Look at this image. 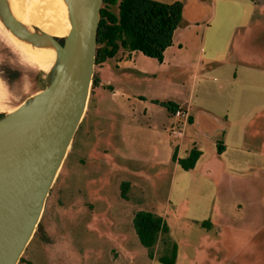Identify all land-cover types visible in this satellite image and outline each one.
<instances>
[{
  "label": "rangeland",
  "instance_id": "1",
  "mask_svg": "<svg viewBox=\"0 0 264 264\" xmlns=\"http://www.w3.org/2000/svg\"><path fill=\"white\" fill-rule=\"evenodd\" d=\"M257 10L264 15V3ZM261 41L264 38L256 43L259 50L264 49ZM252 56L264 66L263 55ZM6 68L19 72L15 82L4 79ZM38 69L0 33V113L15 109L43 88ZM97 69L100 66L95 75ZM157 74L139 87L133 85L130 96L141 91L166 96L175 81L192 83L183 73L176 78L158 68ZM206 79L218 81L215 75ZM95 93L92 86L88 110L47 200L40 232L19 264H162L159 257L167 254L164 240L152 258L140 243L133 219L129 227L128 214L136 208L163 217L177 247L175 264H264V115L246 141L251 151L247 164L234 166L229 159L215 164L207 149L200 164L190 171L178 167L173 179L169 167L158 174L154 151L145 145L155 143L157 135L142 128L143 107H138L135 120L122 117L118 97L114 101L102 90L96 108ZM121 178L136 184L131 194L144 198L142 202L121 199Z\"/></svg>",
  "mask_w": 264,
  "mask_h": 264
},
{
  "label": "crops",
  "instance_id": "2",
  "mask_svg": "<svg viewBox=\"0 0 264 264\" xmlns=\"http://www.w3.org/2000/svg\"><path fill=\"white\" fill-rule=\"evenodd\" d=\"M153 1L163 4L180 1L184 5L182 23L173 34L171 46L164 52L162 61L122 49L114 58L99 64L94 107H100L97 93L102 90H108L112 100L118 97L122 117L135 120L138 107H143L146 121L142 128L157 135L155 143L145 145L154 151L152 159L160 168L158 174L169 167V174L175 179L180 167L178 160L186 159L193 149L202 153L196 166L202 162L207 149L215 164H221L223 159H229L234 166L247 164L251 151L246 141L258 117L264 115V66L252 58L257 54L264 57V49L256 47L257 41L264 38V15L257 10V5L264 0ZM158 68L176 78L182 73L188 75L192 83L175 81V88L166 96H147L144 91L130 96L129 89L156 78ZM209 75H215L218 81H207ZM167 102L180 107L188 118L173 117L161 104ZM177 122L182 130L179 138L172 135ZM124 182L129 180H119L121 199ZM134 189L136 184L129 183L128 199L123 201H143L144 198L131 194ZM137 209L128 214L129 227L132 219L134 226ZM149 212L158 214L154 210Z\"/></svg>",
  "mask_w": 264,
  "mask_h": 264
},
{
  "label": "water",
  "instance_id": "3",
  "mask_svg": "<svg viewBox=\"0 0 264 264\" xmlns=\"http://www.w3.org/2000/svg\"><path fill=\"white\" fill-rule=\"evenodd\" d=\"M71 29L54 37L0 0V26L50 59L43 88L0 117V264H19L88 110L104 0H60ZM59 39H64L61 44Z\"/></svg>",
  "mask_w": 264,
  "mask_h": 264
},
{
  "label": "trees",
  "instance_id": "4",
  "mask_svg": "<svg viewBox=\"0 0 264 264\" xmlns=\"http://www.w3.org/2000/svg\"><path fill=\"white\" fill-rule=\"evenodd\" d=\"M115 7L117 12L113 10ZM183 9L184 5L180 1L163 4L153 0H104L96 65L114 58L122 49L141 52L149 58L162 61L164 52L172 44L175 30L182 23ZM59 42L63 44L64 39H59ZM18 78V72H10L11 82ZM98 85L99 79L94 75L93 88ZM161 104L171 114L178 109L171 102ZM222 150L220 147L219 152ZM201 155V151L193 149L186 159H180L178 163L184 171L193 170ZM121 188L122 197L127 200L129 183H122ZM134 228L140 243L149 251L150 257L154 258V250L163 239L169 256L167 254L160 256L159 262L176 263L177 247L169 238V229L163 217L153 212L139 211L134 216ZM39 232L40 226L37 233Z\"/></svg>",
  "mask_w": 264,
  "mask_h": 264
},
{
  "label": "bare ground",
  "instance_id": "5",
  "mask_svg": "<svg viewBox=\"0 0 264 264\" xmlns=\"http://www.w3.org/2000/svg\"><path fill=\"white\" fill-rule=\"evenodd\" d=\"M14 10L22 23L36 26L54 37L64 38L70 33L67 12L60 0H14ZM0 33L24 61L30 65H37L39 69L49 67L51 62L46 54L19 43L1 26Z\"/></svg>",
  "mask_w": 264,
  "mask_h": 264
},
{
  "label": "built area",
  "instance_id": "6",
  "mask_svg": "<svg viewBox=\"0 0 264 264\" xmlns=\"http://www.w3.org/2000/svg\"><path fill=\"white\" fill-rule=\"evenodd\" d=\"M173 117H176L177 119H187L188 115L185 113L180 107L176 110L175 113H172ZM172 135L174 137L179 138L182 136V130H181V125L180 122H177V124L174 125L173 130H172Z\"/></svg>",
  "mask_w": 264,
  "mask_h": 264
},
{
  "label": "flooded vegetation",
  "instance_id": "7",
  "mask_svg": "<svg viewBox=\"0 0 264 264\" xmlns=\"http://www.w3.org/2000/svg\"><path fill=\"white\" fill-rule=\"evenodd\" d=\"M13 71L18 72L17 70H13V69H10V68H6V69H3V70H2L3 74L5 75V76H4V79L6 80V82H8V83H13V82H15V81L11 82V79H10V72L13 73ZM18 73H19V72H18Z\"/></svg>",
  "mask_w": 264,
  "mask_h": 264
}]
</instances>
